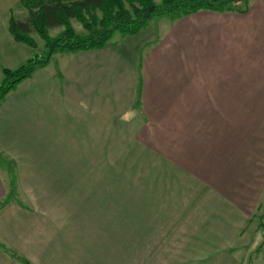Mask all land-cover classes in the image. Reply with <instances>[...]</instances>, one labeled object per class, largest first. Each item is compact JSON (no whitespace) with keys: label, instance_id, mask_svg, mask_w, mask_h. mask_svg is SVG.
<instances>
[{"label":"crops","instance_id":"1","mask_svg":"<svg viewBox=\"0 0 264 264\" xmlns=\"http://www.w3.org/2000/svg\"><path fill=\"white\" fill-rule=\"evenodd\" d=\"M4 200L0 264H264V0L53 53L0 102Z\"/></svg>","mask_w":264,"mask_h":264},{"label":"trees","instance_id":"2","mask_svg":"<svg viewBox=\"0 0 264 264\" xmlns=\"http://www.w3.org/2000/svg\"><path fill=\"white\" fill-rule=\"evenodd\" d=\"M27 10L24 20L9 19V31L16 41L34 47L29 34L35 31L44 41L43 57L32 56L16 69L2 70L0 102L20 82L28 78L36 67L45 65L56 51H79L101 48L114 33L136 34L154 17L175 20L199 10L244 12L249 0H20ZM241 2L243 8L238 5ZM100 12L98 17L96 12ZM87 17V18H85ZM82 22L85 35L76 34L69 25L70 19ZM63 26L56 37L47 34L49 28ZM14 195L13 189L8 199ZM7 200L0 201L2 207ZM264 215L262 216V220ZM264 229L263 221L259 223ZM11 256L22 264H31L15 252Z\"/></svg>","mask_w":264,"mask_h":264},{"label":"rangeland","instance_id":"3","mask_svg":"<svg viewBox=\"0 0 264 264\" xmlns=\"http://www.w3.org/2000/svg\"><path fill=\"white\" fill-rule=\"evenodd\" d=\"M160 0H155V2H159ZM9 2H10V7H11V9H12V16L11 17H13L14 19H16V20H20V19H22V17H24V15H27V10L23 7V5L21 4V1H19V0H9ZM238 5L240 6V7H242L243 8V4H241V2H239L238 3ZM1 13H2V11H1ZM95 15H97L98 17H100V12L99 11H97L96 12V14ZM85 18H87V17H85ZM161 18H166V17H161ZM159 18L158 17H154V18H152V19H150L149 21H148V23L150 22H155V21H157ZM69 25H70V27H71V29L76 33V34H78V35H85L86 34V29L84 28V26H83V24H82V22H80L79 20H77V19H75V18H73V19H70L69 20ZM8 29H9V26H8ZM63 29H64V27L63 26H59V27H54V28H49L48 30H47V34L50 36V37H56L57 35H59L62 31H63ZM10 32V31H9ZM117 33V32H116ZM11 34V33H10ZM114 35V34H113ZM11 36H12V34H11ZM29 36H30V38L34 41V43H35V46L34 47H32V46H29V45H27L26 43H24V42H20V41H16L14 38V40L16 41V42H19V43H21V44H23V45H25V46H27L28 48H30V49H28V50H30L31 52H32V55H31V57L32 56H34V55H36V56H40V57H43L44 55H45V53H46V48H45V45H44V41L41 39V37L35 32V31H33V32H31L30 34H29ZM13 37V36H12ZM29 51V52H30ZM30 57V58H31ZM28 60V59H27ZM26 60V61H27ZM25 61V62H26ZM24 62V63H25ZM23 64V63H22ZM2 79H3V74H2ZM2 81V80H1ZM1 83V82H0ZM262 216L263 215H260L259 216V221H263L262 220Z\"/></svg>","mask_w":264,"mask_h":264}]
</instances>
